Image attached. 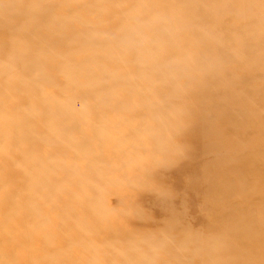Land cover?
<instances>
[{
    "label": "clouds",
    "instance_id": "1",
    "mask_svg": "<svg viewBox=\"0 0 264 264\" xmlns=\"http://www.w3.org/2000/svg\"><path fill=\"white\" fill-rule=\"evenodd\" d=\"M201 7L211 23L200 21ZM230 17L233 27L252 24L264 36V0H0V128L37 109L59 119L66 96L84 119L130 121L128 132L161 153L163 169L175 167L189 159L194 97L235 70L221 51L231 47ZM261 193L253 187L235 199ZM147 194L167 214L145 220L135 202L112 204L120 215L106 241L107 264H264L241 246L240 229L215 225L211 200L202 206L208 225L195 226L170 189L160 184ZM248 224L264 229V204Z\"/></svg>",
    "mask_w": 264,
    "mask_h": 264
},
{
    "label": "rangeland",
    "instance_id": "2",
    "mask_svg": "<svg viewBox=\"0 0 264 264\" xmlns=\"http://www.w3.org/2000/svg\"><path fill=\"white\" fill-rule=\"evenodd\" d=\"M197 15L212 22L203 7ZM233 19L224 25L231 47L221 51L235 70L209 79L194 97L184 137L189 159L175 167L163 169L161 153L128 132L130 121L84 119L66 96L59 119L37 109L0 128V264H107L106 241L120 209L135 202L145 220L167 214L147 194L160 184L195 226L208 225L202 206L211 200L215 225L240 229L241 246L264 258V229L248 224L264 204V36L252 24L233 27ZM253 187L260 196L235 199Z\"/></svg>",
    "mask_w": 264,
    "mask_h": 264
}]
</instances>
